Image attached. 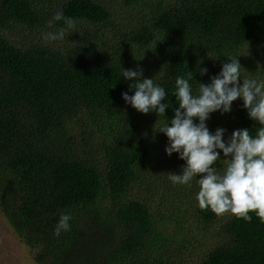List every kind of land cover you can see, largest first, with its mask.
Wrapping results in <instances>:
<instances>
[{
    "label": "trees",
    "instance_id": "16d2710c",
    "mask_svg": "<svg viewBox=\"0 0 264 264\" xmlns=\"http://www.w3.org/2000/svg\"><path fill=\"white\" fill-rule=\"evenodd\" d=\"M123 2L139 10L117 29L106 0H0V212L39 264H264V221L200 210L196 179L186 193L159 184L151 164L179 104L177 77L192 72L197 94L236 57L242 78L263 80L264 0ZM58 10L81 30L72 40L25 46L9 33L74 29L53 20ZM122 69L165 89V116L122 99L135 92ZM205 123L224 142L260 127L239 98ZM168 161L172 174L185 166L177 153ZM62 213L71 227L57 238Z\"/></svg>",
    "mask_w": 264,
    "mask_h": 264
},
{
    "label": "clouds",
    "instance_id": "9594fccd",
    "mask_svg": "<svg viewBox=\"0 0 264 264\" xmlns=\"http://www.w3.org/2000/svg\"><path fill=\"white\" fill-rule=\"evenodd\" d=\"M54 21H63L68 28H74L71 17H65L63 10H58ZM52 22H49V27ZM66 30L45 32V42L64 41ZM229 63L222 65L217 76L211 77L209 84L200 83L198 93L193 94L188 77L175 80V97L179 101L170 123H166L159 132L168 138L165 153L179 155L185 161L180 174L168 173V179L174 185H191L196 179L199 185L197 202L200 210H210L217 217L234 216L251 222L255 216L264 221V80L242 78V67L236 57L229 58ZM206 68L200 69L205 75ZM143 70H124L125 80L135 81L129 85L134 95L122 93V99L141 114L155 112L158 117L165 116V89L154 82V78L142 79ZM243 100L249 119L260 127L253 135L249 129H237L230 139L224 142V129L210 133L206 121L211 113L222 114L231 110L232 103ZM194 121H198L195 123ZM169 124L171 126H169ZM225 159L220 160V153ZM222 162L223 171L214 165ZM199 177V179H197ZM71 216L61 214L55 227L54 235L59 238L61 232L70 231Z\"/></svg>",
    "mask_w": 264,
    "mask_h": 264
},
{
    "label": "rangeland",
    "instance_id": "374dc122",
    "mask_svg": "<svg viewBox=\"0 0 264 264\" xmlns=\"http://www.w3.org/2000/svg\"><path fill=\"white\" fill-rule=\"evenodd\" d=\"M109 2L111 6V11L113 13V18L115 19V23L117 25V29H124L129 28L134 24V13H136L138 8H134V10H130V7L125 6L123 0H106ZM44 6H47L49 9L50 5L48 2L44 4ZM54 8V7H51ZM51 29L46 32H54V25L53 21ZM111 28L107 30V38L112 40L113 32H111ZM9 33L12 34L13 39L17 42L24 43L25 46L35 43L37 44L39 41L44 42L45 44H52L53 42H45L43 40V34L45 32L39 31H29L27 29H16L15 31H10ZM76 33H81V30H78V28H74L67 31L66 37L64 41H61L62 43L67 42L69 40H72L74 35ZM57 42V41H56ZM264 80V78H262ZM161 136V134H160ZM163 139V138H162ZM166 142L163 146H158L154 150L153 157L151 159V164L154 166L155 169L158 170L159 175L161 176V179L159 180V184H162L163 181L168 179V173H170V163L168 161L169 156L165 153V148L168 146V138L164 140ZM172 156V155H171ZM156 186H158L157 183H155ZM173 184V183H172ZM174 185V184H173ZM195 184L193 181L191 182V185H179L178 188L181 190L185 189L186 193L190 192V189H193ZM157 202H159L157 200ZM156 202V203H157ZM0 264H39L35 261V251H32L29 247L25 246L19 238L16 236V234L13 232L11 226L6 221V219L3 217L2 213L0 212Z\"/></svg>",
    "mask_w": 264,
    "mask_h": 264
}]
</instances>
